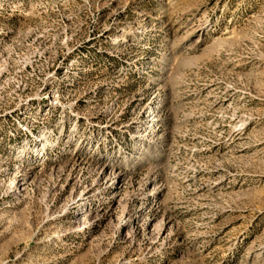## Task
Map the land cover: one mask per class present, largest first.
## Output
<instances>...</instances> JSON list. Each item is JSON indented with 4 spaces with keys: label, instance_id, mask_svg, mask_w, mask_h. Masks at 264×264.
I'll list each match as a JSON object with an SVG mask.
<instances>
[{
    "label": "rangeland",
    "instance_id": "obj_1",
    "mask_svg": "<svg viewBox=\"0 0 264 264\" xmlns=\"http://www.w3.org/2000/svg\"><path fill=\"white\" fill-rule=\"evenodd\" d=\"M0 264H264V0H0Z\"/></svg>",
    "mask_w": 264,
    "mask_h": 264
}]
</instances>
